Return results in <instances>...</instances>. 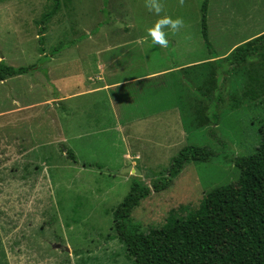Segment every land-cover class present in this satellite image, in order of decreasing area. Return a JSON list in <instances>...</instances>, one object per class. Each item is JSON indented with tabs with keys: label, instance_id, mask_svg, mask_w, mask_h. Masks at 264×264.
Listing matches in <instances>:
<instances>
[{
	"label": "rangeland",
	"instance_id": "obj_1",
	"mask_svg": "<svg viewBox=\"0 0 264 264\" xmlns=\"http://www.w3.org/2000/svg\"><path fill=\"white\" fill-rule=\"evenodd\" d=\"M203 1L157 0L156 13L151 0H59L44 24V56L36 21L46 0H0V62L36 66L0 81V264H133L113 238L112 211L135 178L150 186L186 145L221 157L254 151L264 129V50L229 73L226 56L264 33V0H207L213 54L201 35ZM165 16L181 18L183 26L173 31L162 25V46L148 29ZM99 63L114 68L111 82L159 71L145 81L157 88L140 92L138 85H124L108 96L71 97L97 80L90 71ZM152 94V104L138 103ZM154 107L176 110V118L163 114L154 125L114 131ZM209 114H216V125ZM128 165L141 175L122 173ZM237 177L233 162L189 163L170 188L151 192L131 217L141 231L161 227L171 210L185 214L182 206L198 207L207 191Z\"/></svg>",
	"mask_w": 264,
	"mask_h": 264
},
{
	"label": "trees",
	"instance_id": "obj_2",
	"mask_svg": "<svg viewBox=\"0 0 264 264\" xmlns=\"http://www.w3.org/2000/svg\"><path fill=\"white\" fill-rule=\"evenodd\" d=\"M46 2L36 21L39 52L44 56V24L59 8V0ZM206 11L207 0H204L201 6V35L210 54H213L207 33ZM57 49L51 55L57 54ZM263 50L264 33L235 47L226 57L231 66L228 73ZM34 68L35 65L12 67L0 62V81ZM218 99L219 96H215V106ZM206 119L216 125V114H209ZM210 135L216 137L214 131H210ZM218 143L225 149L224 142L218 140ZM66 155L77 163L71 152ZM218 159L234 163L238 169L235 181L207 191L194 209L182 206L181 211L185 214L171 210L161 227L141 231L131 214L142 200L151 192L160 193L170 188L187 164ZM112 228L115 233L113 238L124 245L126 255L133 264H264V129L260 130L254 151L247 155L228 156L224 153L221 157L218 152L206 147L184 146L150 186L142 184L137 178L133 180L127 195L112 211Z\"/></svg>",
	"mask_w": 264,
	"mask_h": 264
},
{
	"label": "crops",
	"instance_id": "obj_3",
	"mask_svg": "<svg viewBox=\"0 0 264 264\" xmlns=\"http://www.w3.org/2000/svg\"><path fill=\"white\" fill-rule=\"evenodd\" d=\"M248 40H250V39H247V41ZM242 44L243 43H240V45H242ZM120 54H122V55L125 56L127 54V52H125L123 50L122 52H120ZM215 58H217V56ZM116 59L117 58H114V60L111 59L110 61H115ZM211 59H213V58H211ZM105 65L108 66V63H106ZM107 66L104 67V65H102L101 63L97 64L95 70L90 71V72H95V74L93 75V77H97V80L94 82L89 77L90 82H88V83L89 84H92L90 87H87L86 90H80V91H77V92H75L73 94H69V95L71 97H73V96L76 97V96L84 95L85 93H88V94H97V93L104 92L108 96L107 93H109V90L115 89L116 87H121V86L123 87L124 85H129V86L138 85L137 87H138L139 91L140 92H143V90H145L148 87V85L153 86L152 84H150L148 82L146 83L145 81H147L149 79H152V78H155L156 75H158V74L161 73L159 71L147 72V73H143V74H140V75L131 76L129 78H126V79L121 80V81H118V82H111V81H107V79L109 77V73L113 72L114 68L109 69V67H107ZM185 66H187V65H185ZM164 72H167V70H163V73ZM153 87L154 88H157V87H155V85ZM59 92H61V91H59ZM123 96H122V98H123ZM151 96L152 97L142 96V98H140V100L138 101V103H145V104H149V105L152 104V103H150L148 101H149V99L150 100L152 99L154 101L155 100V95L152 94ZM68 98H70V97H68ZM131 101H132V99L130 98L129 99V102H128V104H129L128 106H131V104H132ZM95 103H97V102H95ZM77 106H80V105H77ZM77 106H76L75 110H77L76 112L78 113ZM80 111H83V110H80ZM176 113H177L176 110H174V112L172 110L171 111L169 110V111L162 112L161 110H157L156 107H154L153 110L150 111V112L143 113V111H141V114L142 115H141V117H139V119L135 118V119H133V121L132 120H129L127 122V124H125V125L123 124L122 126H120V125L117 124V127L114 128V131H117L119 134H122V133H120V131H122V130H124L125 132H126V130L128 131L129 124L131 126L132 125H136V124H142V125L153 124L154 125V124L160 122L161 117L163 116V114L170 115V116H173V118H176V115H175ZM129 156H130L129 155V150L128 149L126 150L124 148L123 149V155H122L123 159H126L127 160V157H129Z\"/></svg>",
	"mask_w": 264,
	"mask_h": 264
},
{
	"label": "clouds",
	"instance_id": "obj_4",
	"mask_svg": "<svg viewBox=\"0 0 264 264\" xmlns=\"http://www.w3.org/2000/svg\"><path fill=\"white\" fill-rule=\"evenodd\" d=\"M150 9L159 13L161 11V5L157 2V0H151ZM162 25H169L170 28L175 31L179 27L183 26V21L179 17L172 19L165 16L164 18L159 19L152 28L148 29V34L152 37V42L154 44L166 46L167 40L165 39L164 32L161 31Z\"/></svg>",
	"mask_w": 264,
	"mask_h": 264
},
{
	"label": "water",
	"instance_id": "obj_5",
	"mask_svg": "<svg viewBox=\"0 0 264 264\" xmlns=\"http://www.w3.org/2000/svg\"><path fill=\"white\" fill-rule=\"evenodd\" d=\"M123 172L133 173L135 176H140L141 175V172L138 170V168H136L133 165H128L126 168L123 169L122 173ZM51 246H52V248H55V249L62 248V246L59 245V244H52ZM64 250L67 251L68 249L66 247H64Z\"/></svg>",
	"mask_w": 264,
	"mask_h": 264
}]
</instances>
